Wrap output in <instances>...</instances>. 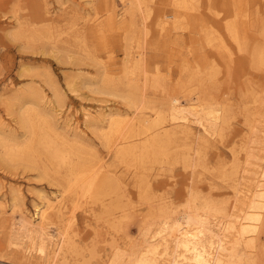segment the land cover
I'll return each instance as SVG.
<instances>
[{"label": "rangeland", "instance_id": "1", "mask_svg": "<svg viewBox=\"0 0 264 264\" xmlns=\"http://www.w3.org/2000/svg\"><path fill=\"white\" fill-rule=\"evenodd\" d=\"M151 1L149 3L154 9L149 21L153 27L158 28V15L162 14L161 11L164 8L170 6H165L167 0ZM234 3L233 0H212L205 3L203 12L208 14L206 17L208 20H204L202 24H198V18H187L190 25L188 43L193 45L190 47H193L195 53L202 52L199 39L201 25L204 28L203 31L219 32L231 50V55H228L227 51L214 53L212 48L206 45L203 49L208 53L207 60L203 61L198 57L200 60L197 61L200 64L197 69L201 67L200 69L203 71L199 79H193L184 84L187 76L186 73L181 72L180 54L174 49L175 46L168 47V45L158 42L153 37V31H150L143 43L144 57L147 62H156L153 65L160 66L162 85L156 88L150 81L148 83L141 81L143 75H140L139 81L138 74L136 76L138 82L128 81L142 87L135 91L137 92L136 96L142 95L150 106L161 107L163 110H167L170 102L169 94L173 93L179 94L184 103L190 98L193 101L201 99L206 102H214L216 106H221L224 110L225 121L221 123V134L208 137L210 140L202 148L200 154L194 153L193 147L196 149L197 142L185 145V140H182V144L171 150L172 159L164 160V163L157 164L148 170L151 179L149 189L148 184L140 188L138 176L136 177L133 173L135 170L128 168L124 163L113 160V157L108 155V161L113 163L116 169V173L112 177L117 179L118 183L122 181L121 188L114 194H101L97 196L98 198L84 196L83 190L81 191L83 186H79L77 190L65 191L67 171L58 169L54 164H51L42 152L34 156L22 154L15 160L8 161L2 157V149H0V264H110L116 252L132 253L144 243L145 238L149 237L147 232L150 229L147 228L150 226L154 228L153 224L155 220H158L151 216L152 213L158 214L161 209L174 211L181 208L186 198L185 193L190 190L195 191L203 200H214L221 205L231 206L235 200L233 179L230 178L232 171L235 172L236 166H241V169L244 167L247 155L253 153L254 156H259L264 152L259 149L258 140H251L256 136L253 135L254 132L250 128L254 123L251 122V112L256 108L253 99L258 94L264 97V70L255 69L251 64L254 48L257 43L260 44L264 41L263 33L255 27V22L259 28L264 25V0H253L249 5L247 12L250 14L251 22L249 25L242 24L246 27V40H248L245 50H240L225 28L226 23L233 22L236 18ZM92 4L103 10L102 0H92L91 3H88V0H0V131L5 135L15 132L20 134L21 141L25 139L18 118L10 114L8 110V101L12 96L18 92L29 93L30 90L37 92L44 87L43 89L49 93L45 97L46 101L44 98L41 105L61 136L64 135L71 140L75 137V133L80 134L78 143L75 145L80 149L83 159L90 160L92 159L90 156L107 155L108 151L103 145L102 139L91 127L85 125L82 112L84 109L92 107L91 109L96 114L95 105H97L98 99L116 100L115 107L119 111L133 109L129 102L122 97L90 91L84 83L82 84L81 78L85 75H89V77L96 75L95 77H97L98 67L86 62L80 63L82 65L80 68V64L76 63L74 58L71 60L68 57L73 52L62 53L55 47V42L61 37L64 38L67 31L72 30L73 26L80 27L83 24L82 16L85 12H92ZM121 7L122 5L119 4L118 9L121 10ZM104 18L103 15L101 19L105 20ZM125 19L127 21L125 20L120 26L111 28L107 25L104 34L108 33V41L104 44L108 43L109 51L107 46H104L100 41L101 38L97 37L98 34L87 35L88 38H86L94 48L102 46L101 54L104 62L108 68L110 67V71L118 76H124L126 67L127 52L124 37L130 28V18L125 17ZM261 33L262 35H260ZM136 51L133 49L132 52L134 62L138 61ZM190 58L193 60L194 57L190 56ZM201 61L203 62L200 63ZM66 62H71V64ZM195 69L192 68V70ZM209 74H214L216 77ZM77 76L81 78L78 79ZM70 80L78 82L75 89L68 86ZM47 83L58 84L60 88L58 94H55ZM126 85L124 83L123 87L128 90ZM58 96H61L59 100L56 98ZM50 100L53 106L50 102L48 105ZM147 111L149 114L151 113V110L147 109ZM133 115L137 116V112L134 110ZM68 116L77 119L82 125V129L75 127V124L66 125L65 121ZM255 125V128H260L263 124L258 121ZM196 126L193 124L192 137L198 140L202 131L200 127ZM30 140L26 138L24 143ZM252 147L255 148L252 150ZM187 151L190 152L189 155L186 153ZM256 159L258 158L251 157V161L255 162ZM63 192L66 194L65 211L63 210L64 212L60 216H54L50 230L57 236L56 239H61L65 242L64 245H69V250L66 252L55 251L53 244L49 243L52 256H50L51 259H47L48 261L35 253L26 254L23 247L27 241L25 242L22 235L19 236V230L16 231L12 228V215L15 216L14 220L17 222L31 220L36 223L38 222L35 218L36 205L40 203L41 198L39 196L62 194ZM119 202L120 204H115ZM105 207L107 209L109 207V213ZM118 207L120 208L118 209ZM151 208H153L152 211ZM111 209L112 211H110ZM145 212L151 217L148 219L149 222L144 219L145 216H148ZM121 216L124 217L121 218ZM144 222L148 223L145 225ZM120 224L121 226H119ZM119 227H123V230ZM12 230L14 234L17 233L14 235ZM12 235L14 239L10 237ZM16 236L18 237L16 238ZM259 236L261 238L259 237L258 245L251 253L250 264L253 262L254 264H264V227ZM20 239L23 240V244H15V242H20ZM135 243L137 244L135 245ZM114 249L115 253L113 254Z\"/></svg>", "mask_w": 264, "mask_h": 264}, {"label": "bare ground", "instance_id": "2", "mask_svg": "<svg viewBox=\"0 0 264 264\" xmlns=\"http://www.w3.org/2000/svg\"><path fill=\"white\" fill-rule=\"evenodd\" d=\"M150 1L151 0H102L103 4L101 6L103 10H100L99 6H94L92 4V12L88 11V13H86L84 11L86 14L84 13L82 16L83 24L80 27L73 26V28H71L72 30L67 31L68 33L64 38L61 37V40L59 39L55 42V47L59 52L67 54L73 52L69 54L68 57L71 58V60L74 58L76 63L82 64L87 62V64L98 67L97 77H95L96 75L90 77L89 75H85V78L82 77V79L80 76H77L78 79L81 78L82 84L84 83L90 91L122 97L129 102L131 109L137 112L136 116L133 115V110H116V100L109 101L108 99L97 100V105H95L96 114H94V111L91 109L92 107L84 109L82 113L84 115L85 125L91 127L102 139V143L108 151L107 155L95 156L93 154L94 156L89 155L92 159H83L80 149L75 145L78 143L80 134L77 135L75 133V137L71 140L64 137V135L61 136V133L56 130L55 126L50 121V117L41 105L43 99L47 97L49 93H47L43 87L37 92L33 90H30L29 93L18 92L8 101V110L10 114L18 118L21 128L23 129V136H25L24 140H26V138L31 140L24 143L25 141L23 139L21 141L19 133L13 132L11 135H5L0 131V149H2L1 155L3 158L8 161H13L22 154L34 156L42 152L46 155L51 164H54L58 169H65V171H67L65 191L77 190L79 186H83L82 189L80 188L81 191L83 190V195L87 198H94L101 194H114L121 188L120 184L122 181L120 180L121 183H118L119 181L112 177L116 173V169L114 168V164L108 161V155L112 156L113 160L124 163L128 168L135 170L133 173L136 177L138 176L140 188L148 184L149 189L151 179L148 170L157 164H161L164 160L172 159L171 150L182 144V140H185V145H192L191 142H197L196 149L195 147H193V149L195 150V154H200L202 148H204L210 140L208 137L221 134V123L225 121L223 114L224 110L221 106H216L214 102H210L209 100V102H206L201 99L193 101L192 98H186V103H184L179 94L173 93L169 94L170 102L167 110H163L161 107L150 106L147 100L145 101L143 99L142 95L136 96L137 92L135 91L142 87L136 83L128 82L129 80L138 82L136 78L138 74L139 77L143 75L141 81L146 83L150 81L156 88L162 85L160 66L153 65L156 64V62H147L144 57L145 51L143 43L146 35H148L150 31H153V37L158 42L164 43L168 45V47H172V45L175 46L174 49L180 54L181 72L186 73L185 75L187 76L184 84L193 79L200 78V74L203 71L200 69L201 67L197 69V66H200L197 61L200 59L203 61H205L204 59L207 60L208 53L204 52L203 49L206 45L210 46L214 53H218V51H227L226 53L231 55V50L227 46L222 35L214 30L209 32L203 31L204 28L202 25L199 30V39L201 40L200 49H202V52L195 53L193 47H190L193 45L191 43L189 45L188 43L190 25L187 18H198V24H202L204 20H208V18H206L208 14L203 12V9L205 3L211 2L212 0H167L165 6L170 7L164 8L163 11H161L162 14L158 15V28L153 27L152 23L149 21L154 9L153 6L150 5ZM233 1L235 2L233 8L236 18L233 22L226 23L225 28L233 40L238 44L240 50H245L248 40H246V27L242 26V24L247 23V25H249L251 22L249 18L250 14L247 11L253 0ZM91 2L92 0H88V3ZM119 4L122 5L121 10L118 9ZM103 15L105 16V20L101 19ZM67 16L70 15L67 14ZM125 17L130 18V28L124 37L126 40L125 49L127 52L126 67L124 76H118L116 73H112L110 67L108 68V65L104 62V58L101 54L102 46L96 49L90 42H87L88 40L86 38H88L87 35L93 36L94 34H98L99 36L97 35V37L101 38L100 41H102L104 46H107L109 51L108 43L104 44V42L108 41V33L106 35L104 34L107 30V25L111 26V28L120 26L125 20L127 21ZM47 18L49 19V17ZM255 27L261 30L264 35V25L259 28L255 22ZM262 33L260 35H262ZM133 49H136V53H138L136 57L138 61L136 62L132 60V57H134L132 53ZM254 49L251 64L255 69L264 70V41L260 44L257 43ZM247 50H249L248 47ZM190 56L194 57L192 58L193 60H191ZM198 57L200 59H198ZM71 62L66 63L71 64ZM191 63L194 64L191 65ZM81 64L80 68L82 67ZM192 68L196 69L192 70ZM214 74L209 75L214 77L216 75ZM140 79L141 77L139 81ZM124 83L127 84L128 90L124 89ZM76 84H78L76 80H70L68 86L75 89ZM49 86L55 94H58V91H60L58 84L50 83L48 84V87ZM258 95L253 99L256 108L251 112V122L254 123H251L252 125L250 124L252 126L250 128L252 132H254L253 135H255L256 138L253 136L255 139L253 137H251L253 139H250L258 140L260 144L258 145L260 146L259 149L264 151V97L260 96L261 94ZM60 97L58 96L56 98L59 100ZM49 102L51 104V100L48 101V105ZM55 109L59 110L57 108ZM147 109L151 110L150 114ZM258 121L263 125L260 126V128H255V123ZM65 123L68 126L70 124H75V127L82 129V125L79 121L72 116H68ZM193 124L200 127L202 131L198 140L192 137ZM190 139L191 141H189ZM254 148L255 147H252V150ZM186 153H188V151ZM189 154L190 152L188 155ZM252 154H246L247 158L245 157V160L247 161H245L246 164L242 169L241 166H236L235 172L232 171L231 173L230 178L233 179L232 185L235 197L231 206L226 204L221 205L214 200H203L195 191L190 190V192L185 193L186 198L181 208H177L174 211H169L168 209H161L160 211L158 209V214L152 213L151 216L158 220H155L153 224L155 225L154 228L151 226L147 228L150 229V231L148 230L149 232H147L149 233V237L145 238L144 243L141 242L142 245H139V248H136L134 251L130 250L133 251L132 253H115L114 249L113 254H115L110 264H250L252 261L251 253L256 249L258 239L259 237L261 238L259 234L264 227V152L259 154V156H254L255 154ZM252 156L258 159H256L255 162L254 160L251 161ZM185 163L187 164V162ZM252 172L253 174H251ZM65 195L64 192L62 194L40 195V203L36 205L35 218L38 221L36 223L31 220L17 222L14 220L15 216L12 215V228L16 231L19 230V236L22 235V238H25V242L27 241L23 247L26 254L35 253L42 259H51L50 256H52V251H50L49 243L53 244L55 251L60 250L66 252L69 250V245H64L65 242L61 241V239H56L57 236L50 230V225L54 222V216H60L65 211ZM121 196L120 198L123 197ZM115 204L118 205L120 202ZM119 208L120 207H118V209ZM108 209L107 213H109ZM152 209L153 208H151V211ZM12 210L14 211L13 207ZM115 210L117 209L115 208ZM110 211H112V209ZM146 215L148 214L146 213ZM112 217L114 218V216ZM123 217L124 216H121V218ZM144 219L148 220L151 219V217L148 215L145 216ZM118 221L121 222L122 220L120 219ZM149 221L150 220H148V222ZM144 223L145 225L147 224L146 222ZM119 226H121V224ZM119 228L123 230V227ZM10 237L14 239L13 235ZM17 237L18 236H16V238ZM22 242L23 240L15 242V244L22 245ZM136 244L137 243H135V245ZM54 254L56 255V253ZM257 256H259V254H257Z\"/></svg>", "mask_w": 264, "mask_h": 264}]
</instances>
